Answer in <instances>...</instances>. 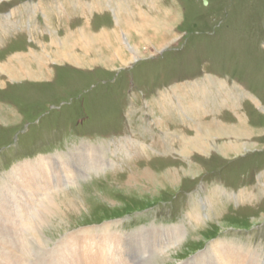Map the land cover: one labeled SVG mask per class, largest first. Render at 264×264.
I'll use <instances>...</instances> for the list:
<instances>
[{"label":"rangeland","instance_id":"obj_1","mask_svg":"<svg viewBox=\"0 0 264 264\" xmlns=\"http://www.w3.org/2000/svg\"><path fill=\"white\" fill-rule=\"evenodd\" d=\"M0 33V177L83 146L108 165L58 192L44 246L103 229L138 240L132 264H197L223 240L264 264V0H1ZM219 123L249 135L194 143ZM148 206L141 223L94 224Z\"/></svg>","mask_w":264,"mask_h":264},{"label":"bare ground","instance_id":"obj_2","mask_svg":"<svg viewBox=\"0 0 264 264\" xmlns=\"http://www.w3.org/2000/svg\"><path fill=\"white\" fill-rule=\"evenodd\" d=\"M42 6L40 8L37 6V8L35 5L29 4L26 6V9L28 12H34L36 10L42 11L44 17L45 13L48 14V10ZM11 14H13V12ZM117 17V15H114L116 23H118ZM32 25L34 26V24ZM56 30L57 29L53 28V24L51 23L48 33L53 36ZM129 36H123V40L134 56V63L140 57V60L143 59L144 57H142V55L144 53L140 51L138 47H134L129 43ZM51 38L57 39V36ZM14 56L17 62H19L22 60L23 54H15ZM7 62L11 63V61L0 62V70L5 68L8 64ZM11 68L15 70L14 66ZM2 71H5V69ZM11 75L14 76L15 73L14 75L11 73ZM199 91L201 90L199 89ZM193 93L198 92L193 90ZM255 105L262 110V107L257 103H255ZM187 112L188 111H183L182 113L183 115H187ZM241 120L239 118L238 123ZM247 130L248 128L245 126L240 129L236 125L230 127L222 125L220 130L207 131V133L201 135V137L199 132L194 131V133H197L196 137L198 138L194 140V143L203 146L206 141L210 144L214 142V139L220 140L224 137L227 138V136H236L237 134H232V132L236 133L238 131H242V133L245 132L247 137L249 135V131ZM165 134L167 135V132H165L164 135ZM230 141L232 143V140ZM90 148L91 150L93 149L92 147ZM93 153V150L88 152L87 147L84 148L83 146L76 148L75 152H70L62 157L40 156V158L34 162H24L12 168L9 173L0 177V264H22V260L27 261L28 264H132L131 262L133 260L127 256L128 245L130 243L133 244V242H138V240H132L133 238L127 239L128 237L124 238L123 236H121V238L118 235L115 236V233L114 235L112 233H104L106 234H103L105 237L101 236L98 241H95L96 237L91 238V236L94 235L83 237L77 239L79 241L71 246H68V242L62 241L61 245L54 249L47 248L41 241L39 228L45 223V220H43L45 215L55 214L57 211L55 196L60 190L59 186L66 187L68 184L75 183L86 174L97 172L107 165V161L103 158L101 152H98L99 154L96 155ZM56 170H59V172H56ZM196 212L199 214L197 210ZM143 234L145 233H141V235ZM126 240H128V243H126ZM173 240H175V242L178 241L177 239ZM224 241L226 240L219 241L213 244L211 248H208L197 259V264H205L206 255L213 258L214 264H248L246 256L243 259L242 254L237 248L230 247ZM231 242L233 243V241ZM29 249L33 258L32 261H29L27 256ZM257 252L259 253V251ZM42 256H46V258H41ZM137 263V261L134 262V264Z\"/></svg>","mask_w":264,"mask_h":264},{"label":"crops","instance_id":"obj_3","mask_svg":"<svg viewBox=\"0 0 264 264\" xmlns=\"http://www.w3.org/2000/svg\"><path fill=\"white\" fill-rule=\"evenodd\" d=\"M85 27H83V30H85L84 29ZM82 29V28H81ZM82 30V33H79V35H82V36H86V37H88V38H97V37H93V35H91L90 33H89V35H86L85 33H83L84 31ZM86 31V30H85ZM87 32V31H86ZM72 34V33H71ZM85 34V35H84ZM58 39V40H57ZM57 39H52V41L54 42V45L56 46V45H58L59 44V46H62V44H63V42H62V40L61 39H59V38H57ZM52 41H51V43H52ZM50 43V44H51ZM93 45H98L97 44V42H94L93 43ZM20 53V52H19Z\"/></svg>","mask_w":264,"mask_h":264},{"label":"water","instance_id":"obj_4","mask_svg":"<svg viewBox=\"0 0 264 264\" xmlns=\"http://www.w3.org/2000/svg\"><path fill=\"white\" fill-rule=\"evenodd\" d=\"M203 4H206V0H203Z\"/></svg>","mask_w":264,"mask_h":264}]
</instances>
